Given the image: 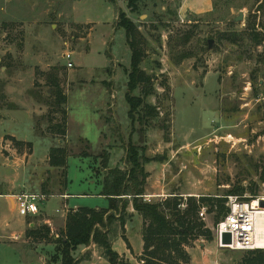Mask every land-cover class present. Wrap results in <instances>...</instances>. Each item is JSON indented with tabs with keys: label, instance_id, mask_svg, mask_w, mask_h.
Here are the masks:
<instances>
[{
	"label": "rangeland",
	"instance_id": "374dc122",
	"mask_svg": "<svg viewBox=\"0 0 264 264\" xmlns=\"http://www.w3.org/2000/svg\"><path fill=\"white\" fill-rule=\"evenodd\" d=\"M112 1L0 0V194L63 192L66 176L69 201L108 207L92 171L105 174V152L108 168H123L129 138L140 140L127 116L131 56L116 26L122 11L147 42L141 67L156 90L148 101L159 116L141 143L155 158L146 185L206 208L197 217L212 239L191 241L187 264H264L254 251L221 249L214 238L228 196L264 197V38L256 45L246 27L256 18L254 32L264 36V0H141L136 12L127 0ZM239 12L243 20L234 22ZM55 86L66 104L55 105ZM51 148L64 149V169L50 166ZM47 201L24 218L0 197V264H22L20 251L27 264H42L45 252L50 259L52 242L30 233L44 219L58 225L52 215L63 206ZM60 231H50L53 240Z\"/></svg>",
	"mask_w": 264,
	"mask_h": 264
},
{
	"label": "trees",
	"instance_id": "16d2710c",
	"mask_svg": "<svg viewBox=\"0 0 264 264\" xmlns=\"http://www.w3.org/2000/svg\"><path fill=\"white\" fill-rule=\"evenodd\" d=\"M112 1V0H111ZM141 0H127V8L131 12H136ZM113 2V1H112ZM259 11V10H258ZM254 18V17H253ZM254 21H247V29L253 32L256 45L262 43L261 34L255 33ZM118 29L124 31L126 44L130 51L129 71H127V83L125 100L128 105L127 116L130 120L132 132L140 134L139 142L135 143L131 137L125 146L124 167L108 168L109 155L105 152L101 156V169H93L95 176L101 180L100 195L108 200V207L105 209L81 207L67 213L64 231L53 240L50 229L47 226L41 229L30 230L31 235L37 239L48 240L55 244L53 254L50 256L52 263L58 264H78L75 256L76 251L83 247L95 246L101 251L105 259L110 264H129L121 259L112 251L111 240L113 235L124 234V225L129 217L127 208L131 204L135 213L143 221L142 239L144 250L138 258L142 264H187L189 257L186 247L190 246L191 241L199 237L212 239V232L205 228V224L198 220V203L200 200L194 197L174 195L169 196L159 202H145V187L147 184L148 173L145 166L154 161L155 158L146 155V148L142 143V134L145 125L150 120H156L159 116L157 106L149 103L148 99L155 96L154 77L149 75L141 67L147 51V42L140 33L137 25L130 20L127 15L119 11ZM188 41V37H186ZM183 55L179 62L187 58ZM160 65L158 64L157 67ZM139 90V95L134 93ZM55 98V105L66 104L67 97L55 86L52 91ZM65 115V110L61 111ZM135 123L140 128L135 129ZM58 132L65 134V130L58 127ZM165 128V127H163ZM50 166L54 168H65L66 155L64 149H50ZM64 185L67 188L65 176ZM40 195L45 200L63 192L50 187V190ZM185 204L182 209L179 206ZM222 211V209H221ZM124 237V236H123ZM255 250L261 261L264 255ZM106 252H109L107 254Z\"/></svg>",
	"mask_w": 264,
	"mask_h": 264
},
{
	"label": "built area",
	"instance_id": "2783aa9c",
	"mask_svg": "<svg viewBox=\"0 0 264 264\" xmlns=\"http://www.w3.org/2000/svg\"><path fill=\"white\" fill-rule=\"evenodd\" d=\"M68 68H72V53L66 52L63 56ZM12 203V209L20 217H35L39 214V203L44 201V196L37 194L20 193L7 195ZM145 202H150V197L144 196ZM264 197L242 198L230 195L226 199V213L216 224L214 238L219 248L231 251H255L264 250V231L257 228L258 218L264 215V208L259 202ZM180 208L184 209L185 204ZM199 217L204 219L206 208H201ZM230 235V243H222V235Z\"/></svg>",
	"mask_w": 264,
	"mask_h": 264
},
{
	"label": "crops",
	"instance_id": "0c3cea01",
	"mask_svg": "<svg viewBox=\"0 0 264 264\" xmlns=\"http://www.w3.org/2000/svg\"><path fill=\"white\" fill-rule=\"evenodd\" d=\"M207 12H210V10ZM154 169H155L154 161L150 162L149 164L145 166V170L148 173L147 184L149 183V180L152 181V178H153L152 171ZM93 176L99 181L100 187H101L100 178L98 179L94 173H93ZM7 195H13V193L11 191H8L7 194L6 193L0 194V197L5 198L9 210H12L10 200L6 198ZM77 196L78 197L82 196V198H85L88 195L82 194V195H77ZM98 196L105 198L104 196L100 195V192ZM144 196L150 197L149 199L151 202L155 200L163 201L170 195L168 194L166 195L164 189L161 187H157V186L155 187L153 185H150V186L146 185ZM52 198L58 199V201H60L63 206L62 210H55V213L57 215H52V216H58L59 219L57 222H59L58 225L61 226V231H60L61 233L64 231V228H65V220H66L67 213L71 210H76L78 208H81L82 206H80V204L77 202L69 201L72 198V196L67 192V188L62 193V195L56 194L50 197V199ZM48 199L43 201L42 204L45 205V202H48L47 201ZM69 205H71L72 208H70ZM96 208L99 209L98 207ZM127 213L129 217L126 219V223L124 225V234H123L124 237L120 233V228H119L118 233L113 235L112 237L111 247H112V251L115 252L120 258L125 259V261H128L131 264H139L141 262L139 261L138 258L142 255L143 250H144V243L142 239L143 221H142V218L137 213L134 212L131 204L127 208ZM43 223L45 224V226H47L50 229V231H53L54 229L58 228V225H55L54 221L51 219H44ZM48 245H52L53 250H54L55 244L50 243ZM17 253L21 257L22 264H27L25 260L26 256L23 255L21 251ZM45 254L46 256L44 258L40 257L43 261L42 264H58V263H52L50 259L47 260L48 253L45 252ZM52 254L53 253L49 255H52ZM75 256L78 260V264H110L105 259V257L102 255L101 251L93 245L86 247V248H83V247L79 248L76 251Z\"/></svg>",
	"mask_w": 264,
	"mask_h": 264
},
{
	"label": "water",
	"instance_id": "95a60500",
	"mask_svg": "<svg viewBox=\"0 0 264 264\" xmlns=\"http://www.w3.org/2000/svg\"><path fill=\"white\" fill-rule=\"evenodd\" d=\"M243 20V12H239V15L236 17V18H234V22H238V21H242ZM211 41H209V43H208V47L210 48L211 47ZM259 206L261 207V208H264V200H261L260 202H259ZM222 243H224V244H229L230 243V235L229 234H223L222 235ZM107 254H109V252H106Z\"/></svg>",
	"mask_w": 264,
	"mask_h": 264
},
{
	"label": "bare ground",
	"instance_id": "6f19581e",
	"mask_svg": "<svg viewBox=\"0 0 264 264\" xmlns=\"http://www.w3.org/2000/svg\"><path fill=\"white\" fill-rule=\"evenodd\" d=\"M257 228L259 231H264V215L258 218Z\"/></svg>",
	"mask_w": 264,
	"mask_h": 264
}]
</instances>
